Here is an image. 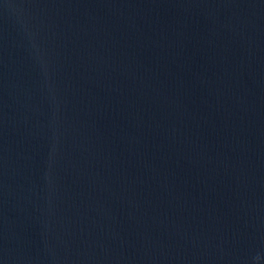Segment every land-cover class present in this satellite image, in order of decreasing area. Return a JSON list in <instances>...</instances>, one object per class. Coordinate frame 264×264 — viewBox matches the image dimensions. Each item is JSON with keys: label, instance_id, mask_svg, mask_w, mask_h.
I'll use <instances>...</instances> for the list:
<instances>
[{"label": "water", "instance_id": "obj_1", "mask_svg": "<svg viewBox=\"0 0 264 264\" xmlns=\"http://www.w3.org/2000/svg\"><path fill=\"white\" fill-rule=\"evenodd\" d=\"M0 264H264V0H0Z\"/></svg>", "mask_w": 264, "mask_h": 264}]
</instances>
